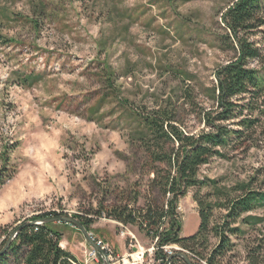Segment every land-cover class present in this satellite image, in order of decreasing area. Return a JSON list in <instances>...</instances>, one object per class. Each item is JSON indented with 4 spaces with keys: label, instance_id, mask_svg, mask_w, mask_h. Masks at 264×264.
Masks as SVG:
<instances>
[{
    "label": "rangeland",
    "instance_id": "374dc122",
    "mask_svg": "<svg viewBox=\"0 0 264 264\" xmlns=\"http://www.w3.org/2000/svg\"><path fill=\"white\" fill-rule=\"evenodd\" d=\"M235 1L0 0V168L12 172L0 186V249L16 226L47 212L92 219L90 237L113 258L132 254L135 243L153 245L137 227L94 211L122 192L137 193L143 204L147 176L130 146L138 116L164 107L184 132L197 134L223 111L213 93L215 72L237 55L222 22ZM244 36L260 50L262 62L247 66L264 83V25ZM231 101L244 106L248 97ZM255 106L214 120L234 130L243 118L257 122L244 131L251 139L230 141L199 168V178L264 188V107ZM194 191L187 189L177 206L188 227ZM223 214L215 210L213 220ZM254 214L264 217V210ZM51 226L59 246L85 264L90 244L82 233L69 223ZM248 232L250 238H232L227 264H246L244 245L257 235ZM153 253H144V264H156Z\"/></svg>",
    "mask_w": 264,
    "mask_h": 264
},
{
    "label": "trees",
    "instance_id": "16d2710c",
    "mask_svg": "<svg viewBox=\"0 0 264 264\" xmlns=\"http://www.w3.org/2000/svg\"><path fill=\"white\" fill-rule=\"evenodd\" d=\"M222 22L231 35L237 54L235 59L215 72L213 93L217 92L216 103L223 107V111L216 119L207 117L208 130L197 134L184 132L178 120L164 107L139 118L135 116L138 128L135 138L131 137L130 146L134 160L140 162L139 168L147 176L143 204H137V193L122 192L120 198L115 197L112 203H99V209L94 211L97 216L104 215L121 224L137 227L153 241L154 259H161L163 264L170 255L161 247L170 244L183 249L173 253L186 254L192 264H202L201 261L227 264L224 260L235 247L232 238L243 239L246 235L250 238L248 231L257 235L244 245V260L246 264H264V217L254 214L256 210H264V188H253L250 182L244 181L224 186L215 179L198 177L199 168L211 157L222 156L221 149L230 141L251 139L252 136L245 135L244 131L254 128L257 122L256 118H243L238 123L241 127L234 130L216 125L214 120L226 119L235 110L241 114L242 108L250 104H255V109L264 107V83L258 71L247 66L249 60L262 62L261 53L244 36L253 28L264 25V0H236L222 14ZM240 96L248 97L244 106L231 101ZM11 176L7 165L0 168V186ZM189 188H195L192 199L196 203L200 224L195 234L182 237L177 206ZM203 188L208 191L202 194L200 190ZM104 193L109 194L106 189ZM215 210L224 211L217 221L213 220ZM52 215L56 213L38 214L30 221ZM72 216L90 231L92 219L81 214ZM51 224L23 225L0 254V264H11V257L13 263L20 264H82L59 246L60 233ZM211 238H216L213 245ZM6 240V237L2 240L3 246ZM169 264L186 263L180 257H172Z\"/></svg>",
    "mask_w": 264,
    "mask_h": 264
},
{
    "label": "built area",
    "instance_id": "2783aa9c",
    "mask_svg": "<svg viewBox=\"0 0 264 264\" xmlns=\"http://www.w3.org/2000/svg\"><path fill=\"white\" fill-rule=\"evenodd\" d=\"M117 223L121 225V223L119 222ZM94 242L100 248V250H96L95 248H92L91 246L89 247V249H85L84 260L86 264H104L105 259H108L110 264H144L143 262L144 253L148 252L149 254H151L152 252H154L153 245L149 249L145 250L139 244L135 243L131 245V246L136 247V250L132 252V254H129V256L127 257L113 258L106 244H104L100 240H94ZM174 245H177V244L165 245V246H162L161 248L167 255H171L174 252ZM153 258H154V255H153ZM154 262L156 264H163L161 259H154ZM201 263L206 264L204 261H201Z\"/></svg>",
    "mask_w": 264,
    "mask_h": 264
},
{
    "label": "water",
    "instance_id": "95a60500",
    "mask_svg": "<svg viewBox=\"0 0 264 264\" xmlns=\"http://www.w3.org/2000/svg\"><path fill=\"white\" fill-rule=\"evenodd\" d=\"M52 222H64L67 224L68 223L72 224L74 227H76L82 233L84 239L90 244V246H92L96 250H100V248L96 245L94 240L90 237V235H89L88 231L86 230V228L84 227V225L78 219H76L75 217L68 215V214H56V215H53L51 217L38 218V219L33 220V221L27 220V221H24L22 224H19L18 226H16L15 229L8 236L5 245L2 247V249H0V254H2L7 249V247L12 242V240L15 238L17 232L19 231V229L23 225H35V224L37 225V224H45V223H52ZM172 257H180L183 259V261L186 264H192L190 258L182 252H175L172 255H170L167 258L165 264H169L170 259ZM104 264H110L108 259H105Z\"/></svg>",
    "mask_w": 264,
    "mask_h": 264
},
{
    "label": "crops",
    "instance_id": "0c3cea01",
    "mask_svg": "<svg viewBox=\"0 0 264 264\" xmlns=\"http://www.w3.org/2000/svg\"><path fill=\"white\" fill-rule=\"evenodd\" d=\"M179 205V208L181 210L182 208V202L180 201L178 203ZM194 208H195V205H194ZM188 212H191L193 217H194V221L193 223H191V225L188 227V220L186 217H184V215L182 216V219H181V226L183 224V221H184V230H183V234H181L180 232V235L182 237H188V236H191L193 234L196 233L198 227H199V224H200V217L198 215V212H197V209L195 208L194 210L192 209V207H188ZM189 214V213H188ZM117 223V222H116Z\"/></svg>",
    "mask_w": 264,
    "mask_h": 264
},
{
    "label": "bare ground",
    "instance_id": "6f19581e",
    "mask_svg": "<svg viewBox=\"0 0 264 264\" xmlns=\"http://www.w3.org/2000/svg\"><path fill=\"white\" fill-rule=\"evenodd\" d=\"M179 250L184 251V250H182L179 246L174 245V251H179ZM186 253H187V252H186ZM85 264H86V263H85Z\"/></svg>",
    "mask_w": 264,
    "mask_h": 264
}]
</instances>
